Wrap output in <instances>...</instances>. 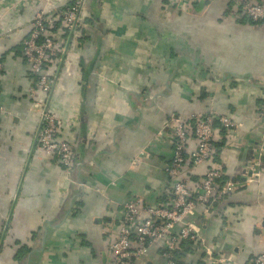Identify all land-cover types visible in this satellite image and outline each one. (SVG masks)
<instances>
[{
	"label": "crops",
	"instance_id": "obj_1",
	"mask_svg": "<svg viewBox=\"0 0 264 264\" xmlns=\"http://www.w3.org/2000/svg\"><path fill=\"white\" fill-rule=\"evenodd\" d=\"M50 0L19 10L0 0V264H111L105 225L123 217L139 197L169 207L172 184L165 168L173 156L166 124L215 110L243 126L217 131L211 162L188 173L197 190L210 168L241 181L257 160L261 141L255 114L264 103V25L250 24L232 0H206L187 11L168 0H87L83 25L67 38L56 69L50 108L58 140L76 148L71 182L56 156L41 149L43 101L22 43L36 12L64 8ZM263 2L264 0H253ZM196 139L190 141L191 150ZM259 182L242 186L192 218L203 243L182 240L175 264H205V247L249 264L264 253V157ZM164 264L157 246L134 264Z\"/></svg>",
	"mask_w": 264,
	"mask_h": 264
},
{
	"label": "built area",
	"instance_id": "obj_2",
	"mask_svg": "<svg viewBox=\"0 0 264 264\" xmlns=\"http://www.w3.org/2000/svg\"><path fill=\"white\" fill-rule=\"evenodd\" d=\"M50 0H7L3 8L19 10L28 5H41ZM87 0H70L60 9L46 12L40 8L31 24L29 35L22 43V55L29 65L36 88L30 89L35 99L36 90H40L43 101L33 100L32 108H37L41 117L38 141L41 149L48 156H56L64 168L65 182H71L75 168L76 148L67 140H58L57 114L50 108L52 96L58 84L56 69L66 51V42L58 44L54 32L63 26L67 38H71L83 25V13ZM209 3L215 0H206ZM243 19L250 24L264 25V1L232 0ZM200 0H168V6L181 11L194 9ZM2 16L0 15V18ZM4 65L0 60V75ZM35 110V109H34ZM7 113L0 107V116ZM255 118L260 122L261 141L259 156L252 161L245 179L241 181L225 179L223 170L210 168L197 190L191 188L188 173L192 167L211 162L216 154L215 139L217 131H231L235 134L242 124L232 117L215 110H206L193 114L189 119L172 116L166 124L173 138V156L165 168L172 184V196L169 207L149 206L141 198L133 197L124 206L123 217L115 223L105 225L103 234L108 238L111 264H134L146 257L149 250L157 246L164 264H175L179 245L182 240L203 243L200 226L192 220L199 207H213L227 199L244 185L259 182L262 174L264 157V103L258 108ZM196 139V146L191 150L190 141ZM205 264H225L229 257L216 254L210 247H205ZM145 264V263H143ZM249 264H264V253L255 256Z\"/></svg>",
	"mask_w": 264,
	"mask_h": 264
},
{
	"label": "trees",
	"instance_id": "obj_3",
	"mask_svg": "<svg viewBox=\"0 0 264 264\" xmlns=\"http://www.w3.org/2000/svg\"><path fill=\"white\" fill-rule=\"evenodd\" d=\"M226 179V178H225Z\"/></svg>",
	"mask_w": 264,
	"mask_h": 264
}]
</instances>
